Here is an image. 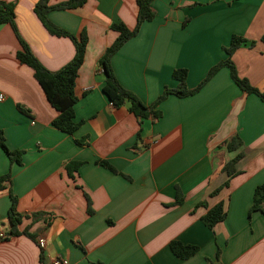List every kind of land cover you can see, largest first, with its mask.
Instances as JSON below:
<instances>
[{
  "label": "crops",
  "instance_id": "1",
  "mask_svg": "<svg viewBox=\"0 0 264 264\" xmlns=\"http://www.w3.org/2000/svg\"><path fill=\"white\" fill-rule=\"evenodd\" d=\"M38 1L0 0L15 4L19 35L56 72L73 59L74 44L47 32L34 11ZM153 8L155 19L112 59L119 83L144 105L178 86L176 70L186 69L187 87L196 88L227 59L233 36L254 42L232 60L238 75L264 93V0H154ZM137 14L136 0H87L49 14L58 28L88 38L73 134L53 125L57 111L17 59L12 27L0 25V130L10 151H24L18 165L0 147V178L11 175L3 186L18 198L17 212L29 216L19 229L46 241L40 249L26 236L0 238V264H41V255L45 264H264V215L251 212L255 190L264 185V102L243 93L223 68L199 93L163 101L156 123L139 120L129 105L114 107L103 92L99 60L117 38L112 25L134 29ZM236 136L243 146L230 152L225 144ZM240 151L230 176L223 168ZM71 162L80 163L72 176ZM200 202L205 206L197 208ZM219 203L226 219L209 229L202 218ZM11 204L0 190L5 234ZM36 214L42 217L34 220ZM173 241L198 252L181 260L170 249Z\"/></svg>",
  "mask_w": 264,
  "mask_h": 264
},
{
  "label": "trees",
  "instance_id": "2",
  "mask_svg": "<svg viewBox=\"0 0 264 264\" xmlns=\"http://www.w3.org/2000/svg\"><path fill=\"white\" fill-rule=\"evenodd\" d=\"M154 0H136L138 7L137 24L134 29H129L123 23H115L111 29L117 33V38L113 44L107 48L104 55L99 60V66L106 75V83L103 87V92L116 108L124 105H129V111L133 113L139 120L149 119L153 123L159 121L162 118V112L158 109L159 105L167 100L170 96L177 98H188L199 93L209 81L223 68H228L230 76L233 82L240 88V90L247 95H257L264 102V93L253 87L248 80L241 78L238 75L236 66L232 60L233 54L242 46L250 44L254 45V42H248L245 38L239 36H233L230 46L225 48L227 59L219 62L208 72L204 80L194 89L187 87V75L186 69L176 70L173 73V78L178 81V86L175 89L165 88L162 94L157 100L149 106L144 105L141 100L135 96L132 92L125 89L118 81L112 68V59L120 51V49L131 39L136 37L140 31L143 23L153 21L156 17L155 9L153 8ZM87 0H67L66 2L51 6L49 0H39L35 5V14L41 21L47 32L55 37L69 38L75 48V55L73 59L62 69L56 72H50L47 70L41 62L35 57L31 51L29 45L21 38L18 29L15 24V4L0 2V25H10L15 32L19 43L20 50L17 52V59L23 65L28 66L33 71L34 78L41 86L45 96L50 105L57 111L58 116L53 121V125L67 134H73L78 128L79 123L75 121V105L77 103V97L75 95V86L79 76V71L83 66L86 57L88 38L83 33L79 38L71 33L62 30L55 26L49 19V14L52 11H69L81 8L86 4ZM264 42V38L262 40ZM82 142H80L81 144ZM227 149L230 152H236L241 149L243 143L239 137H233L226 144ZM0 147L7 154L12 164L16 163L22 165V157L24 151L15 150L10 151L6 145V140L3 131L0 130ZM244 152L240 151L237 156L228 162L223 170L230 176L235 173V164L243 157ZM102 166L115 171L111 165L107 162H99ZM80 166V163L71 162L68 165V172L72 176V172ZM11 183V175L7 174L0 178V190H7L10 199L11 207L8 212V234L6 238L26 236L34 242H37V233H30L29 229L20 230L23 219L28 218L27 215H22L17 212L18 198L13 194L11 187L5 188L4 183ZM228 186V183L225 185ZM221 189L215 191L212 195H217ZM184 202V197L177 193L176 205H181ZM264 185L257 187L254 194L252 211H260L264 215ZM205 206V202H200L198 207ZM88 211L91 212L90 202ZM226 212L224 205L219 203L215 207L211 208L202 218L203 223L209 228L213 229L218 223L223 222L226 219ZM42 215H33L34 220H38ZM170 249L173 254L181 259L187 260L194 256L198 249L194 246H185L180 242L173 241L170 244ZM41 264H45L43 256L40 257Z\"/></svg>",
  "mask_w": 264,
  "mask_h": 264
},
{
  "label": "built area",
  "instance_id": "3",
  "mask_svg": "<svg viewBox=\"0 0 264 264\" xmlns=\"http://www.w3.org/2000/svg\"><path fill=\"white\" fill-rule=\"evenodd\" d=\"M2 100H3V96L0 95V101H2ZM6 236H7V234H5L3 232L2 226L0 224V238L5 239ZM37 244H38V246H39L40 249H44L46 247V241H45L44 238H39L37 240ZM54 264H67V262L66 261H59V260H57L56 262H54Z\"/></svg>",
  "mask_w": 264,
  "mask_h": 264
}]
</instances>
